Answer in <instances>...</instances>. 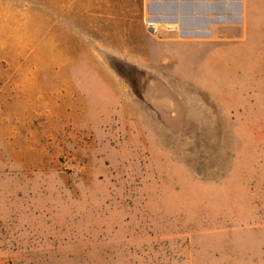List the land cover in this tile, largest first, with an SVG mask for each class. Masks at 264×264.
<instances>
[{
    "label": "rangeland",
    "instance_id": "rangeland-1",
    "mask_svg": "<svg viewBox=\"0 0 264 264\" xmlns=\"http://www.w3.org/2000/svg\"><path fill=\"white\" fill-rule=\"evenodd\" d=\"M63 3L0 0V264H264V53L126 68Z\"/></svg>",
    "mask_w": 264,
    "mask_h": 264
},
{
    "label": "crops",
    "instance_id": "crops-1",
    "mask_svg": "<svg viewBox=\"0 0 264 264\" xmlns=\"http://www.w3.org/2000/svg\"><path fill=\"white\" fill-rule=\"evenodd\" d=\"M63 7L76 41L98 29L102 52L126 68L153 70L164 45L190 60L264 53V0H64Z\"/></svg>",
    "mask_w": 264,
    "mask_h": 264
},
{
    "label": "built area",
    "instance_id": "built-area-1",
    "mask_svg": "<svg viewBox=\"0 0 264 264\" xmlns=\"http://www.w3.org/2000/svg\"><path fill=\"white\" fill-rule=\"evenodd\" d=\"M147 29H148L150 34H155V32H156V29H155L153 23H151V22L147 23Z\"/></svg>",
    "mask_w": 264,
    "mask_h": 264
}]
</instances>
